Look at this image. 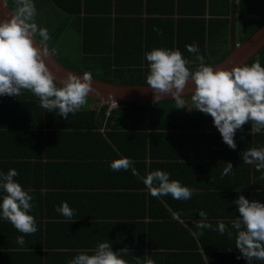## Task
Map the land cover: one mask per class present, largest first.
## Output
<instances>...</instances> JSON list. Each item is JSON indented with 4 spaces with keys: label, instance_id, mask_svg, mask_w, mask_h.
Returning <instances> with one entry per match:
<instances>
[{
    "label": "crops",
    "instance_id": "crops-1",
    "mask_svg": "<svg viewBox=\"0 0 264 264\" xmlns=\"http://www.w3.org/2000/svg\"><path fill=\"white\" fill-rule=\"evenodd\" d=\"M127 2L131 0H116L114 3L123 8L119 11L114 6L113 24H110L114 35L118 32L121 35L135 33L132 31L133 21H128V17L150 20L151 31H148V35H152L161 12L153 7L149 10L146 5L136 8V3H133L134 8H126ZM96 13L101 14L91 9L90 14ZM58 15L65 17L59 11ZM84 16L82 12L70 17L61 36L75 37L81 51ZM58 21L62 23L60 18ZM125 21L131 25L129 31L124 30ZM141 26L138 25L140 34L136 32L134 41L137 44L141 41L144 46L146 39L145 33L140 31ZM89 27L92 30H107L105 21L100 20L91 19ZM133 46L130 45L128 50L135 49ZM9 99L8 95L0 96V170L7 172L15 168L19 173L15 179L23 188L31 189V214L36 220L37 231L23 234L8 221L0 220V264H67L78 252L94 249L98 241L110 243L112 250L119 251L127 264H143L148 259L154 264H243L246 260L242 256L237 258L240 253L235 247V235L229 238L226 233L221 235L211 229L199 230L196 225L185 222L190 220L195 223L199 219L198 212L203 210L208 213V220L213 226L217 221H222L231 228V221L239 215L237 206L231 201L242 194L250 201L256 199L264 203V179H260V172L254 165L244 164L240 155L248 147L264 145V131L251 134V124L246 122L241 129L236 130L234 140L237 147L233 150L222 141L215 127L211 130H180L186 134L182 137L184 149L180 153L173 147H166L172 137L165 135L161 139L163 143H157L161 150L171 154L165 160L171 161L172 165H186L159 170L169 172L170 179L179 180L196 191L191 199L185 201L173 199L171 195L154 197L146 189L139 201L142 191H139L135 177L123 169H110L101 158L88 157L84 146L79 152L67 144H60L64 138L59 134L60 130L43 127L39 121L32 125V117L21 111V105L10 103ZM103 105L100 102L90 104L98 111ZM108 112H111L109 108ZM104 128L100 130L104 132ZM155 141L154 137L152 142L149 139L148 145ZM159 155L162 156V153L159 152ZM229 161L234 170L222 176L225 167L223 162ZM206 193H214V197L205 198ZM156 198L162 201H154ZM165 199L175 201L180 209L190 212V216L180 217ZM62 201L75 210L71 220L55 210ZM164 206L173 214L176 213L180 223L195 237H202L201 231L210 233L209 238H206L208 247L205 248L198 238L195 247H159V238L166 234L163 223L169 220L164 216ZM141 212L146 215L141 217ZM174 230L173 225L167 229V233ZM19 235H24L23 246L16 243ZM251 264H264V261L253 258Z\"/></svg>",
    "mask_w": 264,
    "mask_h": 264
},
{
    "label": "trees",
    "instance_id": "trees-1",
    "mask_svg": "<svg viewBox=\"0 0 264 264\" xmlns=\"http://www.w3.org/2000/svg\"><path fill=\"white\" fill-rule=\"evenodd\" d=\"M6 1L15 10V0ZM115 1L33 0L37 9L35 20L38 26L48 29L51 39L45 43L49 48H52L65 32L70 17L83 12L85 15L83 17L85 30L82 43L84 65L92 71V77L115 83L146 84L149 62L145 59V52L153 48L179 49L183 57L192 61L189 65L191 69H194L199 61L196 59V54L190 53L185 45L195 43L199 48V53L204 56L206 64L213 66L224 60L230 53L231 0H131V2H127L126 8L131 7L132 9L134 8L133 3H136V8L138 6L143 8V5H146L149 10L153 7L157 12H161L158 24H154L152 35H148V31H151L150 20L144 21L130 17H128V21H133L132 31L135 33L133 35L127 33L121 35L118 32L114 35V30L112 31L110 27V24H113L114 6L119 11L123 9L118 3L114 5ZM91 9L104 15L90 14ZM58 11L59 13L63 12L65 17H60ZM58 17L62 23L58 21ZM91 19L105 21V29L107 27V30H92L89 27ZM144 22L145 27L141 26L140 28V31L145 33L146 43L143 46L141 41L137 44L134 38L136 32H139L138 25H143ZM263 24L264 0H238V42L246 40ZM130 26L125 21L124 30L129 31ZM109 29H111V33ZM93 32L97 34H93ZM36 39L41 42L38 35H36ZM130 45L135 49L128 50ZM257 60L264 66V47L257 56L251 58L246 64L250 65ZM9 97L11 98L9 99L10 103H18L21 105L20 108L23 107L21 111L27 113L28 117H32V125L35 124V121H39L43 127L60 130L59 134L64 137L60 144H67L79 152H82L84 146L88 157L101 158L105 160L104 163L108 167H110V161L118 158V154L121 157L131 158L133 166L126 171L128 175L135 177L138 181L139 191H142L139 194V201H141L140 195H145L146 188L142 181L133 174L132 168L137 169L140 176H144L147 170L153 171L167 169L168 166L186 165L182 163L172 165L171 161L165 160L171 154L161 150L160 144H157L163 143L162 137L171 136L172 138L166 147H173L180 153L184 149L182 137L186 136L180 130H211L212 127H215L210 115L198 110L185 112L179 107H172L169 103L173 99L161 100L160 103L148 102L144 104L120 102L111 112H108L109 105L104 104L98 111L97 108L90 106L94 99L87 97L86 104L75 114L70 113L66 119L59 114L41 108L38 98L28 90H23L18 97ZM102 127H105L104 132L100 130ZM153 137L156 141L152 145H148V140L150 139L152 142ZM159 152L162 153V156L159 155ZM78 155L80 156V154ZM148 158L150 159L149 162L147 161ZM137 184L135 185L137 186ZM212 197H214V193L205 194V198ZM165 200L170 204L173 211L178 212L180 217L190 216V212L180 209L175 201ZM154 201L162 200L156 198ZM164 211V216L168 217L169 220L163 223L164 227L162 228L166 234L159 238L161 241L159 247L173 249L195 247L197 238L205 248L208 247L206 238H209L208 234L210 233L205 232L202 233V237L201 235L195 237L188 228L180 223L176 213V218H174V214L167 210L166 206H164ZM141 215L143 217L146 213L141 212ZM185 223L195 225L190 220ZM173 225L175 230L167 233V229H171ZM143 239L144 237H142L141 243ZM173 241L174 243H172ZM168 254L171 253L168 252ZM243 264H247V261H243Z\"/></svg>",
    "mask_w": 264,
    "mask_h": 264
},
{
    "label": "clouds",
    "instance_id": "clouds-1",
    "mask_svg": "<svg viewBox=\"0 0 264 264\" xmlns=\"http://www.w3.org/2000/svg\"><path fill=\"white\" fill-rule=\"evenodd\" d=\"M4 6L5 0H0V7ZM36 15L33 0H15V13L8 19H0V96L18 97L23 90H28L38 98L41 108L67 119L70 113L75 114L86 104L92 90V75L68 72L59 84L56 82L43 59L47 50L37 47L36 35L41 42H48L51 37L47 28L38 26ZM185 47L196 54L199 61L194 69L189 67L192 61L183 57L179 49L153 48L145 52L149 62L146 85L154 93L153 102L160 103L163 94H170L177 107H185L183 97L190 95L192 107H186L210 115L222 141L233 150L237 147L236 130L246 122L251 124V134L264 131V66L258 60L231 68L213 66L206 64L195 43ZM189 80L194 86L188 94L182 95ZM240 155L243 163L254 165L260 179H264V145L248 147ZM132 163L131 158L118 154L109 166L115 171L128 170ZM223 163L221 175L232 173L233 164ZM131 170L154 197L171 195L173 199L186 201L196 191L179 180L170 179L167 171L156 169L140 176L134 168ZM18 175L15 168L7 172L0 170V220L8 221L20 233H35L37 224L31 214V189L22 187L15 179ZM231 203L237 206L239 213L231 221V228L222 221L213 226L203 210L194 221L196 228L211 229L221 235L226 233L229 238L235 235L238 259L244 257L247 264H251L253 258L264 261V203L256 199L250 201L242 194ZM55 210L69 220L75 212L64 201ZM16 243L23 246L24 235L17 236ZM67 264H127V261L119 251L112 250L110 243L98 241L94 249L78 252ZM143 264H154V261L148 259Z\"/></svg>",
    "mask_w": 264,
    "mask_h": 264
},
{
    "label": "water",
    "instance_id": "water-1",
    "mask_svg": "<svg viewBox=\"0 0 264 264\" xmlns=\"http://www.w3.org/2000/svg\"><path fill=\"white\" fill-rule=\"evenodd\" d=\"M237 6L238 0H231V37H230V53L224 60L214 66L223 68H231L235 65L246 64L251 58L257 56L264 47V24L258 28L250 37L242 42H237ZM15 10L11 8L5 0V6L0 7V19H8L13 15ZM37 47L42 50L46 49L47 54L43 56L44 62L49 71L54 75L56 82L59 84L68 72L76 75L83 73L73 70L60 63L49 50L43 46L35 37ZM92 90L87 97L98 101H114L120 102H136L148 103L153 102L154 93L146 84H123L106 81L92 77ZM191 80L186 82L183 94H188L192 88ZM188 96V95H185ZM184 96V97H185ZM163 100L172 99L170 94H163Z\"/></svg>",
    "mask_w": 264,
    "mask_h": 264
},
{
    "label": "rangeland",
    "instance_id": "rangeland-1",
    "mask_svg": "<svg viewBox=\"0 0 264 264\" xmlns=\"http://www.w3.org/2000/svg\"><path fill=\"white\" fill-rule=\"evenodd\" d=\"M61 13L64 15L63 12H61ZM143 25H144V23H143ZM67 37L68 38L61 37L57 41L56 45L52 48H48V46L45 42H41V43L43 44L44 47H46L49 50V52L53 56L55 55V58L57 60H59L60 62L65 64V66H67L73 70L79 71V72L81 71L83 73H85V72L92 73V71L89 68H87V66L84 65V61H83L84 55H82V51L80 50L79 44H78L77 40L75 39V37H69V36H67ZM238 40H239V38H238ZM183 99L185 100L186 106L189 109H191L192 101H191L190 95L185 96ZM97 101L98 100L94 99L92 101V103H96ZM169 104L172 107H177L175 100L171 101ZM186 106L185 107H179V108L182 109V111L186 112L189 110ZM192 110L194 111L195 109H192Z\"/></svg>",
    "mask_w": 264,
    "mask_h": 264
},
{
    "label": "built area",
    "instance_id": "built-area-1",
    "mask_svg": "<svg viewBox=\"0 0 264 264\" xmlns=\"http://www.w3.org/2000/svg\"><path fill=\"white\" fill-rule=\"evenodd\" d=\"M101 104H107L109 105V110L111 111L114 107L117 106V103L114 102V101H109V102H106V101H99Z\"/></svg>",
    "mask_w": 264,
    "mask_h": 264
}]
</instances>
